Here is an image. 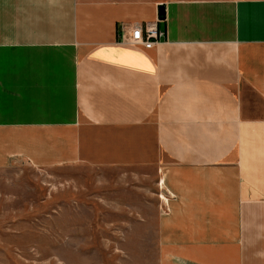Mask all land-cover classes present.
I'll return each instance as SVG.
<instances>
[{"label": "crops", "instance_id": "obj_1", "mask_svg": "<svg viewBox=\"0 0 264 264\" xmlns=\"http://www.w3.org/2000/svg\"><path fill=\"white\" fill-rule=\"evenodd\" d=\"M145 22L159 43L121 42ZM13 162L152 170L158 264H264V0H0Z\"/></svg>", "mask_w": 264, "mask_h": 264}, {"label": "rangeland", "instance_id": "obj_2", "mask_svg": "<svg viewBox=\"0 0 264 264\" xmlns=\"http://www.w3.org/2000/svg\"><path fill=\"white\" fill-rule=\"evenodd\" d=\"M159 183L127 167L0 168V264H158Z\"/></svg>", "mask_w": 264, "mask_h": 264}, {"label": "built area", "instance_id": "obj_3", "mask_svg": "<svg viewBox=\"0 0 264 264\" xmlns=\"http://www.w3.org/2000/svg\"><path fill=\"white\" fill-rule=\"evenodd\" d=\"M164 33L157 27V22L126 23L120 30V40L123 43H138L151 48L159 43Z\"/></svg>", "mask_w": 264, "mask_h": 264}, {"label": "water", "instance_id": "obj_4", "mask_svg": "<svg viewBox=\"0 0 264 264\" xmlns=\"http://www.w3.org/2000/svg\"><path fill=\"white\" fill-rule=\"evenodd\" d=\"M159 13H160V18L164 17V6L160 5L159 6Z\"/></svg>", "mask_w": 264, "mask_h": 264}, {"label": "bare ground", "instance_id": "obj_5", "mask_svg": "<svg viewBox=\"0 0 264 264\" xmlns=\"http://www.w3.org/2000/svg\"><path fill=\"white\" fill-rule=\"evenodd\" d=\"M134 44V43H133ZM141 45V44H140Z\"/></svg>", "mask_w": 264, "mask_h": 264}]
</instances>
